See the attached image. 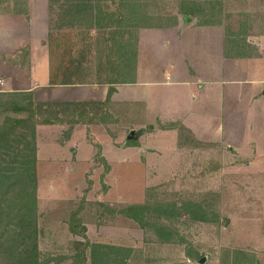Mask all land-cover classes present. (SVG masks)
<instances>
[{
	"label": "rangeland",
	"instance_id": "obj_1",
	"mask_svg": "<svg viewBox=\"0 0 264 264\" xmlns=\"http://www.w3.org/2000/svg\"><path fill=\"white\" fill-rule=\"evenodd\" d=\"M24 3L0 0V12L24 10ZM63 3H49L47 42L55 75L49 76L46 45L36 43L28 54V65L39 84L101 83L106 74L133 80L139 64V29L171 25L185 7L193 12L183 15L197 27L222 29L228 46L236 43L237 50L256 54L261 49L264 54V0H97L92 20L88 14L75 19L63 15L62 9L68 7ZM60 14L63 19L59 20ZM243 67L230 77L250 84L264 80L263 65ZM146 88L147 103L119 104L105 116L100 115V103L36 102L32 96L36 118L64 120L62 130L34 127L42 263L68 264L88 240L126 249L125 264H264V101L260 110L253 106L245 110L253 128L248 133L244 129L243 140H209L197 137L180 122L161 124L159 118H152L195 106L193 84L159 83ZM4 92L0 90V101L8 98ZM237 112L244 114L242 107ZM142 124L145 129H138ZM132 129L146 132L138 134L137 145L126 140ZM146 202L196 203L208 220L196 221L182 213L170 222L171 237L164 240L156 232L155 212L144 214L142 226L122 212L131 204ZM74 224L79 225L77 231L85 227V237L71 231ZM85 252L87 260L82 264H91L89 248ZM202 257L205 260L200 263Z\"/></svg>",
	"mask_w": 264,
	"mask_h": 264
},
{
	"label": "crops",
	"instance_id": "obj_2",
	"mask_svg": "<svg viewBox=\"0 0 264 264\" xmlns=\"http://www.w3.org/2000/svg\"><path fill=\"white\" fill-rule=\"evenodd\" d=\"M24 1V10L13 13L0 12V90L30 91L36 102L100 103V115L105 116L119 104L128 106L133 103H147L146 87L152 84H193L191 99L195 106L160 112L152 118H159L161 124L170 120L180 122L190 128L197 137L204 136L209 140H243L245 134L251 132L253 127L245 116V110L251 106L260 110V103L264 101V80L250 84L232 79L229 74L244 68L246 64L264 66V54L261 49L252 56L227 57L224 54L223 32H220L222 29L217 31L218 28L207 25L197 27L195 21L183 23L178 19L168 26H146L139 29L136 44L139 64L132 73L133 80H116L115 76L106 74L101 83H71L69 80L55 82L51 79L52 82L39 84L33 78L31 67L28 65V54L36 43L46 45L49 51V0ZM213 31L218 33L213 35ZM47 61L49 76L52 78L55 74L50 51ZM55 72L57 75H63L62 72ZM65 73V76H70ZM110 87L113 91L106 102ZM240 107L243 108L244 114L237 112ZM63 123L38 124L37 127L44 125L52 130L58 126V130H62ZM156 127L153 128L160 129ZM138 129H145L144 124L139 125ZM244 129H247L246 133ZM229 130L232 134L228 133ZM56 133L57 131L52 135L55 137ZM144 133L146 132L141 130L139 135ZM139 135L137 134V138ZM136 142L139 141L136 139ZM144 149L146 148L142 150ZM100 156L109 160L104 152H101Z\"/></svg>",
	"mask_w": 264,
	"mask_h": 264
},
{
	"label": "trees",
	"instance_id": "obj_3",
	"mask_svg": "<svg viewBox=\"0 0 264 264\" xmlns=\"http://www.w3.org/2000/svg\"><path fill=\"white\" fill-rule=\"evenodd\" d=\"M54 1L49 0V3ZM95 1L97 0H64L61 6L67 4L68 7L65 10L62 9V14H69L68 16L72 19L88 14L92 20L94 19ZM192 12L190 7L179 10L181 15H189ZM60 19H63L61 14ZM60 23L62 22L60 21ZM124 43H129V41L125 40ZM224 44L227 57L253 55L243 48L237 50L238 44L236 43L232 47L228 46L226 39ZM121 48L124 50L127 46L122 44ZM132 53L135 54V49L132 50ZM112 91L113 88L110 87L106 102L109 101ZM2 95L8 98L0 101V260L2 264H43L38 247L34 127L37 124L62 123L64 120L60 117L56 119L36 118L30 92H4ZM29 98L31 99L27 100ZM12 114H22L23 116L16 117ZM76 114L71 116H76ZM25 128L30 129V132L25 133ZM137 134L139 132H136ZM135 143L136 140L129 141V144ZM148 211L155 212L156 232L164 240L171 237L170 222H174L182 213H187L190 218L196 221L208 220L204 210L192 202L180 205L175 202H153L152 204L146 202L131 204L122 210L123 213L138 221L141 226L144 214ZM76 226L79 225H71V231L85 237V227L81 225L80 231H77ZM82 247L76 251L72 256V261L68 264L84 263L87 260L85 252L87 248H89L91 264H125L126 262L123 253L126 249L122 247L91 243L88 240L84 241Z\"/></svg>",
	"mask_w": 264,
	"mask_h": 264
},
{
	"label": "water",
	"instance_id": "obj_4",
	"mask_svg": "<svg viewBox=\"0 0 264 264\" xmlns=\"http://www.w3.org/2000/svg\"><path fill=\"white\" fill-rule=\"evenodd\" d=\"M180 19L183 23H188V22L192 21V18L189 16H186V15H182L180 17ZM136 138H137V135H136V131L134 129L130 130L126 136L127 141L132 140V139H136ZM204 260H205L204 257H202L199 262L202 263V262H204Z\"/></svg>",
	"mask_w": 264,
	"mask_h": 264
},
{
	"label": "built area",
	"instance_id": "obj_5",
	"mask_svg": "<svg viewBox=\"0 0 264 264\" xmlns=\"http://www.w3.org/2000/svg\"><path fill=\"white\" fill-rule=\"evenodd\" d=\"M0 84H2V81L0 80Z\"/></svg>",
	"mask_w": 264,
	"mask_h": 264
}]
</instances>
